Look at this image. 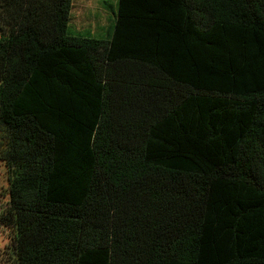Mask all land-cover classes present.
<instances>
[{"label": "trees", "instance_id": "obj_1", "mask_svg": "<svg viewBox=\"0 0 264 264\" xmlns=\"http://www.w3.org/2000/svg\"><path fill=\"white\" fill-rule=\"evenodd\" d=\"M72 2L0 0V264H264V0Z\"/></svg>", "mask_w": 264, "mask_h": 264}, {"label": "rangeland", "instance_id": "obj_2", "mask_svg": "<svg viewBox=\"0 0 264 264\" xmlns=\"http://www.w3.org/2000/svg\"><path fill=\"white\" fill-rule=\"evenodd\" d=\"M107 1L109 5L104 2ZM117 0H73L68 30L73 35L105 40L112 30ZM8 172L0 162V215L7 202ZM10 233L0 225V263L7 260Z\"/></svg>", "mask_w": 264, "mask_h": 264}, {"label": "built area", "instance_id": "obj_3", "mask_svg": "<svg viewBox=\"0 0 264 264\" xmlns=\"http://www.w3.org/2000/svg\"><path fill=\"white\" fill-rule=\"evenodd\" d=\"M0 248H1V244H0Z\"/></svg>", "mask_w": 264, "mask_h": 264}, {"label": "crops", "instance_id": "obj_4", "mask_svg": "<svg viewBox=\"0 0 264 264\" xmlns=\"http://www.w3.org/2000/svg\"><path fill=\"white\" fill-rule=\"evenodd\" d=\"M71 21V20H70Z\"/></svg>", "mask_w": 264, "mask_h": 264}]
</instances>
